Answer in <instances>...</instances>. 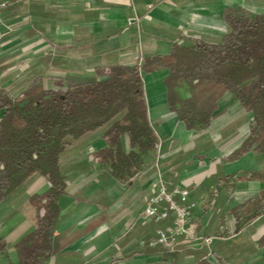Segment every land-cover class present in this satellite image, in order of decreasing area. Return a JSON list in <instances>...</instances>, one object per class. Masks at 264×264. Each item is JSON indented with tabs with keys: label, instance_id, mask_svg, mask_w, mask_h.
I'll use <instances>...</instances> for the list:
<instances>
[{
	"label": "crops",
	"instance_id": "1",
	"mask_svg": "<svg viewBox=\"0 0 264 264\" xmlns=\"http://www.w3.org/2000/svg\"><path fill=\"white\" fill-rule=\"evenodd\" d=\"M229 6L264 14V0H15L3 19H31L34 27L23 24L13 34L1 28L0 70H31L0 86L17 96L38 76L45 78L47 88H53L49 78L80 84L94 80L99 67L132 66L166 55L173 42L220 43L228 31L223 10ZM167 76L163 69L143 78L149 122L160 142L163 179L188 189L196 203L193 223L200 239L181 238L171 249L139 246L140 240L154 238L158 226L141 219L156 178V150L143 154L142 168L133 178L116 180L95 156L107 146L102 128L72 141L61 156L66 195L59 201L54 234L65 247L43 264H264V244L259 243L264 213L243 224L232 212L264 190L263 181L234 180L264 171V153L248 151L226 160L247 138L252 115L226 92L209 127L187 130L169 111ZM121 144L129 151L127 137ZM48 186L34 174L0 203V246L5 245L0 264L17 263L15 244L35 226L30 198Z\"/></svg>",
	"mask_w": 264,
	"mask_h": 264
},
{
	"label": "trees",
	"instance_id": "2",
	"mask_svg": "<svg viewBox=\"0 0 264 264\" xmlns=\"http://www.w3.org/2000/svg\"><path fill=\"white\" fill-rule=\"evenodd\" d=\"M223 19L228 31L217 44L173 42L166 55L146 57L132 66L99 67L94 80L80 84L49 78L53 88H47L45 78L38 76L17 96L0 86V203L34 174L49 185L30 198L35 226L15 244L16 264H43L65 247L54 232L59 201L66 195L61 156L72 141L105 128L107 146L95 156L122 182L141 170L144 153L156 150L159 139L149 122L145 75L168 71V108L187 130L209 127L217 102L230 93L252 115V122L247 138L226 160L248 151L264 153V14L229 6ZM179 89L188 96L183 98ZM122 137L128 139L127 152ZM242 178L264 182V171L234 180ZM232 212L236 222L255 220L264 213V190ZM259 243L264 244V235Z\"/></svg>",
	"mask_w": 264,
	"mask_h": 264
},
{
	"label": "built area",
	"instance_id": "3",
	"mask_svg": "<svg viewBox=\"0 0 264 264\" xmlns=\"http://www.w3.org/2000/svg\"><path fill=\"white\" fill-rule=\"evenodd\" d=\"M14 2L15 0H0V16ZM150 8L148 6V9ZM159 148L160 142L156 148L154 162L156 178L150 184V194L145 200L141 214L143 222L151 221L158 226L154 238L149 241L140 240L139 246L141 248L161 246L171 249L181 238L187 241L200 239L193 223L196 203L189 199L188 189L176 187L163 179L159 171ZM160 223L168 224L159 226ZM212 240L205 239L204 242L210 244Z\"/></svg>",
	"mask_w": 264,
	"mask_h": 264
},
{
	"label": "rangeland",
	"instance_id": "4",
	"mask_svg": "<svg viewBox=\"0 0 264 264\" xmlns=\"http://www.w3.org/2000/svg\"><path fill=\"white\" fill-rule=\"evenodd\" d=\"M3 13L1 14L0 16V30L2 28V30L8 34H13V33H16L17 30L22 27V25H26L27 28L28 27H31L33 28L34 26L32 25L31 19H26V20H22L23 17H20V18H16L14 20H9L7 21L6 19L4 20L3 19ZM0 31L1 33L3 31ZM15 37V36H14ZM18 37L16 36L15 39H17ZM12 70V71H11ZM24 70H27V72L29 73V71L31 69H27V68H18V69H6V70H3L1 69L0 71V82H4V83H7L8 81H13L15 79H17L18 75L21 73V72H24ZM179 93L182 95V96H185L187 93L184 91V89H179ZM163 139V138H162ZM162 142V140H161Z\"/></svg>",
	"mask_w": 264,
	"mask_h": 264
}]
</instances>
